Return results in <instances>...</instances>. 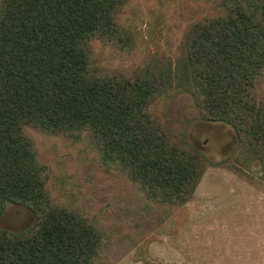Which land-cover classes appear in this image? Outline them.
<instances>
[{
	"label": "trees",
	"instance_id": "1",
	"mask_svg": "<svg viewBox=\"0 0 264 264\" xmlns=\"http://www.w3.org/2000/svg\"><path fill=\"white\" fill-rule=\"evenodd\" d=\"M131 1L0 0V216L9 204L34 216L24 232L0 229V264H96L108 246L91 218L52 201L29 130L87 134L101 163L148 202L181 207L203 160L151 108L186 93L197 119L235 131V161L264 175V0H201L212 14L173 54L152 51L132 73L102 70L93 41L121 56L139 45L123 19Z\"/></svg>",
	"mask_w": 264,
	"mask_h": 264
},
{
	"label": "rangeland",
	"instance_id": "2",
	"mask_svg": "<svg viewBox=\"0 0 264 264\" xmlns=\"http://www.w3.org/2000/svg\"><path fill=\"white\" fill-rule=\"evenodd\" d=\"M131 2L123 19L139 45L121 56L93 41L102 70L132 73L152 51L173 54L186 28L212 14L201 0ZM151 110L203 160L194 197L181 207L148 202L131 181L101 163L87 134L75 140L29 130L38 161L51 175L52 201L91 218L108 237L96 264H264V175L257 163L243 168L235 161V131L197 119L186 93L167 96ZM33 224L32 212L18 205H7L0 216V229L13 233Z\"/></svg>",
	"mask_w": 264,
	"mask_h": 264
}]
</instances>
